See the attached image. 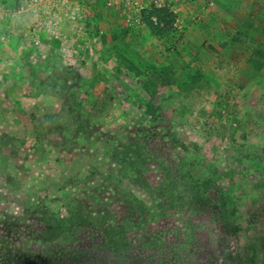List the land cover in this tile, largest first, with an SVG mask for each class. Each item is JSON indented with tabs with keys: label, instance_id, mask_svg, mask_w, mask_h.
I'll list each match as a JSON object with an SVG mask.
<instances>
[{
	"label": "rangeland",
	"instance_id": "rangeland-1",
	"mask_svg": "<svg viewBox=\"0 0 264 264\" xmlns=\"http://www.w3.org/2000/svg\"><path fill=\"white\" fill-rule=\"evenodd\" d=\"M194 1L0 0V264H264V0Z\"/></svg>",
	"mask_w": 264,
	"mask_h": 264
},
{
	"label": "crops",
	"instance_id": "crops-1",
	"mask_svg": "<svg viewBox=\"0 0 264 264\" xmlns=\"http://www.w3.org/2000/svg\"><path fill=\"white\" fill-rule=\"evenodd\" d=\"M226 0H218L216 3H212V11H211V15H210V18H207L206 19V22L208 23V24H211V34H212V36L214 37V38H222L223 37V34L224 33H226V34H224V36L227 38V36H228V34H227V29H225V31H224V29L223 30H221V29H217V26H221V24L222 23H227V22H229V21H227V12L225 11V9L227 8V4H226V2H225ZM190 2L191 3H196V1H194V0H190ZM170 3V8L173 10V13L178 17V16H181L182 17V20H179L178 18L176 19L177 21L179 20V22H180V24H183L185 27H187V26H189L190 25V23H193L194 22V18H192V17H184L183 15H182V13H183V5L180 3H174V4H172L171 5V2H169ZM189 5H191V4H189ZM224 6V7H223ZM229 7L231 8V7H233V4L230 2L229 3ZM234 8V7H233ZM195 9H196V12L197 13H200L201 12V8L199 7H195ZM202 13V12H201ZM192 15H194V14H192ZM199 20H200V18H199ZM182 21V22H181ZM199 21H196V23L194 22V25L193 26H195V27H199V23H201V22H199ZM199 24V25H198ZM212 25H217V26H212ZM201 26V25H200ZM210 26V25H209ZM226 28H228V27H226ZM197 32H198V34L200 33V32H204L203 31V28H199L198 30H197ZM190 32H188L187 34L189 35L188 37L190 38V34H189ZM197 34V35H198ZM188 38V39H189Z\"/></svg>",
	"mask_w": 264,
	"mask_h": 264
},
{
	"label": "built area",
	"instance_id": "built-area-1",
	"mask_svg": "<svg viewBox=\"0 0 264 264\" xmlns=\"http://www.w3.org/2000/svg\"><path fill=\"white\" fill-rule=\"evenodd\" d=\"M103 2L108 7L128 11L129 19L138 23H141L140 19L143 14L153 9H169L173 12L170 8L169 0H103ZM151 19L157 24L158 20L156 17Z\"/></svg>",
	"mask_w": 264,
	"mask_h": 264
},
{
	"label": "trees",
	"instance_id": "trees-1",
	"mask_svg": "<svg viewBox=\"0 0 264 264\" xmlns=\"http://www.w3.org/2000/svg\"><path fill=\"white\" fill-rule=\"evenodd\" d=\"M152 17L157 18V24L152 21ZM175 20L176 15L169 9H153L147 12L145 15V22L149 31L152 34L160 37L174 32ZM220 193H222V198L221 201L219 200V206L221 209H224L226 208L229 199L227 198V196H225V193L223 194V191Z\"/></svg>",
	"mask_w": 264,
	"mask_h": 264
},
{
	"label": "flooded vegetation",
	"instance_id": "flooded-vegetation-1",
	"mask_svg": "<svg viewBox=\"0 0 264 264\" xmlns=\"http://www.w3.org/2000/svg\"><path fill=\"white\" fill-rule=\"evenodd\" d=\"M6 253L9 254V252L6 251ZM13 260H17L15 256L12 257ZM16 264H25V261L24 260H17V263Z\"/></svg>",
	"mask_w": 264,
	"mask_h": 264
}]
</instances>
